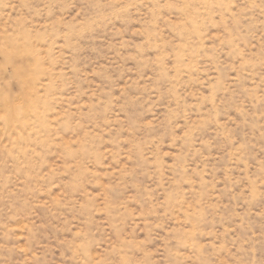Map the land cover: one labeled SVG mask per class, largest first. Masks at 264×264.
<instances>
[{"label": "rangeland", "instance_id": "obj_1", "mask_svg": "<svg viewBox=\"0 0 264 264\" xmlns=\"http://www.w3.org/2000/svg\"><path fill=\"white\" fill-rule=\"evenodd\" d=\"M0 264H264V0H0Z\"/></svg>", "mask_w": 264, "mask_h": 264}]
</instances>
